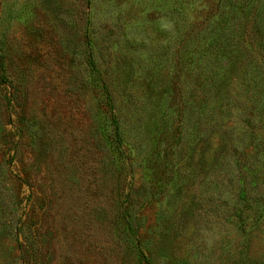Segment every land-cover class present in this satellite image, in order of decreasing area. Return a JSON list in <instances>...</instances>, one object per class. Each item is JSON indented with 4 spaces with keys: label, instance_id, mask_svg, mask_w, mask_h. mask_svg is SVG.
<instances>
[{
    "label": "rangeland",
    "instance_id": "obj_1",
    "mask_svg": "<svg viewBox=\"0 0 264 264\" xmlns=\"http://www.w3.org/2000/svg\"><path fill=\"white\" fill-rule=\"evenodd\" d=\"M0 61V264H264V0H0Z\"/></svg>",
    "mask_w": 264,
    "mask_h": 264
},
{
    "label": "trees",
    "instance_id": "obj_2",
    "mask_svg": "<svg viewBox=\"0 0 264 264\" xmlns=\"http://www.w3.org/2000/svg\"><path fill=\"white\" fill-rule=\"evenodd\" d=\"M90 63H91V65H94V62L92 59H90ZM0 79H1V81H4V79H5L4 70H3V63L1 61H0ZM113 124H114L115 132H116V136H115L116 142L118 145H121V138L118 134V125H117L116 120H113ZM131 231H132V229L130 230V233H132ZM142 258L146 264H151L149 259L144 254H142Z\"/></svg>",
    "mask_w": 264,
    "mask_h": 264
}]
</instances>
